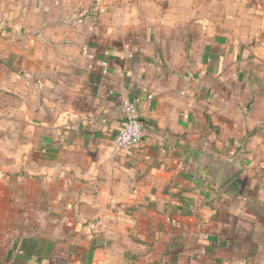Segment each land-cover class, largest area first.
Masks as SVG:
<instances>
[{
	"label": "crops",
	"instance_id": "obj_1",
	"mask_svg": "<svg viewBox=\"0 0 264 264\" xmlns=\"http://www.w3.org/2000/svg\"><path fill=\"white\" fill-rule=\"evenodd\" d=\"M0 264H264V0H0Z\"/></svg>",
	"mask_w": 264,
	"mask_h": 264
},
{
	"label": "built area",
	"instance_id": "obj_2",
	"mask_svg": "<svg viewBox=\"0 0 264 264\" xmlns=\"http://www.w3.org/2000/svg\"><path fill=\"white\" fill-rule=\"evenodd\" d=\"M121 112L122 120L113 142L116 149L126 150L141 142L144 128L135 103L123 100Z\"/></svg>",
	"mask_w": 264,
	"mask_h": 264
},
{
	"label": "water",
	"instance_id": "obj_3",
	"mask_svg": "<svg viewBox=\"0 0 264 264\" xmlns=\"http://www.w3.org/2000/svg\"><path fill=\"white\" fill-rule=\"evenodd\" d=\"M231 173V171L230 170H228L227 171V173H225V176L224 177H227V176H229V174Z\"/></svg>",
	"mask_w": 264,
	"mask_h": 264
}]
</instances>
